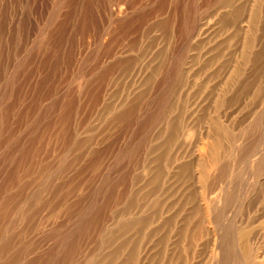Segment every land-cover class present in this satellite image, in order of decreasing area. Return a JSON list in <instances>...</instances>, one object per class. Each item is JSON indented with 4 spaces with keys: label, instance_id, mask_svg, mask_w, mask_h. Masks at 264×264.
Here are the masks:
<instances>
[{
    "label": "rangeland",
    "instance_id": "obj_1",
    "mask_svg": "<svg viewBox=\"0 0 264 264\" xmlns=\"http://www.w3.org/2000/svg\"><path fill=\"white\" fill-rule=\"evenodd\" d=\"M263 216L264 0H0V264H263Z\"/></svg>",
    "mask_w": 264,
    "mask_h": 264
},
{
    "label": "bare ground",
    "instance_id": "obj_2",
    "mask_svg": "<svg viewBox=\"0 0 264 264\" xmlns=\"http://www.w3.org/2000/svg\"><path fill=\"white\" fill-rule=\"evenodd\" d=\"M237 15V14H236ZM252 15V14H251ZM254 15V14H253ZM237 39V38H236ZM248 40V39H247ZM234 41V40H233ZM248 42V41H247ZM250 43V42H249ZM248 43V44H249ZM244 46H245V44H244ZM261 59V58H260ZM236 72V71H235ZM236 73H238V72H236ZM199 152V151H198ZM202 153H203V148L200 150V154L202 155ZM202 168V167H201ZM206 170V168H204V170L203 171H205ZM210 173V172H209ZM210 195V194H209ZM210 198V197H209ZM212 199V198H211ZM204 200V199H203ZM197 207H195V209H196ZM171 210V209H170ZM264 217V216H263ZM190 219V218H189ZM210 220V219H209ZM262 220V219H261ZM261 223H262V221H260ZM263 222H264V220H263ZM172 222H171V220H170V223L169 224H171ZM175 223V222H174ZM260 223V224H261ZM208 224V223H207ZM172 227V226H171ZM239 228V227H238ZM261 228V231H262V229L264 230V223H263V226H261L260 227ZM197 229V228H196ZM247 229V228H246ZM184 230V229H183ZM199 230V229H198ZM197 230V231H198ZM203 230V229H202ZM220 230V229H219ZM236 230H238V229H236ZM240 230V229H239ZM214 231V230H213ZM215 231H216V229H215ZM256 231V230H255ZM183 232V231H182ZM217 232V231H216ZM216 232H214V233H216ZM220 232V231H219ZM179 233H181V231L179 232ZM251 232L249 231V230H240L239 231V233H238V235H239V243H240V249H241V251H242V253H243V255H244V257H246L245 259L246 260H244V262L246 261V264H262V256L261 255H255L254 253H253V249L249 246V244H248V236H249V234H250ZM259 233V232H258ZM182 234V233H181ZM236 235H237V233H235ZM194 235V234H193ZM216 235H217V233H216ZM196 236V235H195ZM252 236V235H251ZM258 236H259V234H258ZM181 237V236H180ZM235 237V236H234ZM257 237V236H256ZM172 239H174V238H172ZM179 240V239H178ZM233 240V239H232ZM171 241V240H170ZM182 241V240H181ZM199 241V240H198ZM207 241V240H206ZM236 241H238V239L236 240ZM236 241H235V243H236ZM255 241V240H254ZM258 241V240H257ZM238 243V244H239ZM169 244H171V243H169ZM178 244V243H177ZM183 244V243H182ZM181 244V245H182ZM213 247H211V248H213V251L214 252H212V253H214V254H212V255H214L213 256V258L211 257V259H210V262H208L207 264H220V262L221 261H223L222 260V253H223V247H222V237L220 236V238L219 237H213ZM237 244V245H238ZM254 244V243H253ZM173 247V249H171L170 250V252H169V254H168V260H169V263L170 264H175V263H177V264H184V262H185V260H184V257H182V255L180 254V253H178V249H177V252H176V248H177V246H175V242L173 243V244H171ZM229 245V244H228ZM256 246V245H255ZM181 247V246H180ZM184 248V247H183ZM185 249V248H184ZM181 250V249H180ZM233 250V249H232ZM212 251V250H211ZM237 251V250H236ZM239 252V251H238ZM193 253V252H192ZM241 253V252H240ZM183 254V253H182ZM236 256H239L238 254L236 255ZM209 257V256H208ZM241 257V256H240ZM239 258V257H238ZM240 259V258H239ZM242 259H243V257H242ZM248 259V260H247ZM242 261V260H241ZM240 261V262H241ZM243 262V261H242ZM199 264V263H198ZM203 264V263H202ZM264 264V263H263Z\"/></svg>",
    "mask_w": 264,
    "mask_h": 264
}]
</instances>
